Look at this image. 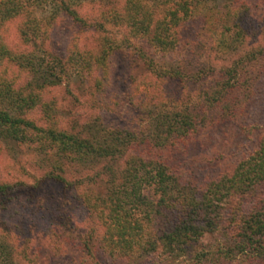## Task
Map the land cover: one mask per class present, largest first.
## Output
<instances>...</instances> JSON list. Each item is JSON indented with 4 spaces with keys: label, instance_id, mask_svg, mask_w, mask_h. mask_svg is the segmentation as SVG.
Returning a JSON list of instances; mask_svg holds the SVG:
<instances>
[{
    "label": "rangeland",
    "instance_id": "rangeland-1",
    "mask_svg": "<svg viewBox=\"0 0 264 264\" xmlns=\"http://www.w3.org/2000/svg\"><path fill=\"white\" fill-rule=\"evenodd\" d=\"M142 1L155 18L163 16L165 7L181 8L185 2ZM125 5L126 0H87L77 8L88 21L86 26L63 12L48 20L52 8L35 7L36 16L52 21L38 46L64 58L77 53L78 63L69 59L67 80L42 91L29 87L35 84L33 74L15 61L2 62L0 79L17 91L40 93L26 116L41 125L70 129L98 116L104 124L131 128L149 139L167 115L191 109L199 121L197 128L168 150L169 161L196 184L231 173L259 148L264 135V0L191 1L190 15L184 16L182 10L181 22L169 25L168 37L177 46L168 50L152 47L122 22L102 19L104 11L121 12ZM23 22L21 14L1 27L0 41L13 52L34 47L21 36ZM242 27L244 35L237 36ZM233 38L243 41L228 47ZM112 42L117 46H110ZM107 46L111 49L106 51ZM92 52L104 59L93 71L79 63V53ZM232 67L237 75L229 90L222 75ZM169 70L178 71L181 78L170 77ZM218 96L222 100L212 103ZM1 105L8 106L7 99ZM151 145L138 143L130 154L146 157ZM48 168L34 143L0 138V184L8 185L0 205V236L15 264H258L243 258L214 261L213 251L224 244L217 234L205 235L178 258L161 252L114 258L99 247L92 255L84 240L95 230L97 242L103 227L78 191L51 178ZM144 194L159 198L153 187H146ZM166 215L173 220L176 212Z\"/></svg>",
    "mask_w": 264,
    "mask_h": 264
},
{
    "label": "trees",
    "instance_id": "trees-1",
    "mask_svg": "<svg viewBox=\"0 0 264 264\" xmlns=\"http://www.w3.org/2000/svg\"><path fill=\"white\" fill-rule=\"evenodd\" d=\"M86 1L0 0V31L5 22L23 14L21 36L34 45L30 51L13 52L0 41V65L3 61H15L30 71L35 84L29 87L35 86L38 91L67 80L69 59L78 63L77 53L64 58L38 46V41L45 39L48 33V26L52 24L48 20L60 12L69 15L78 25L86 26L88 21L77 9ZM184 1L181 8L165 7L163 16L155 18L154 13L145 9L142 0H126L123 11L106 10L102 19L122 22L130 33L141 35L152 47L168 50L177 46L174 38L168 37L169 25L181 22L179 12L182 10L184 16L190 15L191 1L196 0ZM202 1L205 0H197ZM46 5L52 8L47 21L33 11L35 7ZM92 25L104 27L102 23ZM243 31L244 28H240L237 36L244 35ZM236 38L228 47L243 41ZM111 45L117 46L114 42ZM97 54L79 53V63L93 71L104 61ZM142 57L145 58V54L142 53ZM149 60L153 66V59ZM168 72L170 77L181 78L176 70ZM236 75L235 67L225 70L222 76L226 89L234 86L232 79ZM0 81V138L34 143L49 167V176L78 191L81 202L103 227L97 242L93 241L97 239L95 230L84 240L92 255L99 247L114 258L138 252L141 255L161 252L167 257L178 258L192 243L207 234H217L224 244L213 251L214 261L243 258L264 264V135L259 148L240 161L231 173L196 184L167 157L170 148L195 132L199 121L191 109L167 115V121L161 122L162 127L148 136L149 139L140 138L134 129L104 124L98 116L70 129L61 128L54 124H38L26 116L40 96L38 91H17L3 77ZM6 99L8 106L1 105ZM212 100L217 103L222 98L218 96ZM138 143L152 144L148 156L133 151L130 154ZM146 187H153L159 196L157 201L145 196ZM7 189L8 185L0 184V205ZM170 211L176 212L173 220L166 215ZM0 264H15L1 236Z\"/></svg>",
    "mask_w": 264,
    "mask_h": 264
}]
</instances>
